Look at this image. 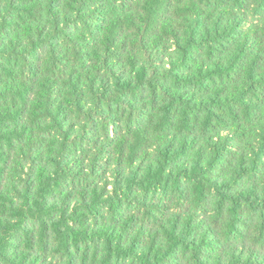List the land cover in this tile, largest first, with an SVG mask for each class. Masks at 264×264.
I'll use <instances>...</instances> for the list:
<instances>
[{
    "label": "trees",
    "instance_id": "16d2710c",
    "mask_svg": "<svg viewBox=\"0 0 264 264\" xmlns=\"http://www.w3.org/2000/svg\"><path fill=\"white\" fill-rule=\"evenodd\" d=\"M0 264H264V0H0Z\"/></svg>",
    "mask_w": 264,
    "mask_h": 264
}]
</instances>
